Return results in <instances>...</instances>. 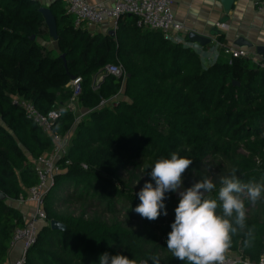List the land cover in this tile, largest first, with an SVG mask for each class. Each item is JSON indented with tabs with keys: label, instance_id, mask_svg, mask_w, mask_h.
<instances>
[{
	"label": "trees",
	"instance_id": "trees-1",
	"mask_svg": "<svg viewBox=\"0 0 264 264\" xmlns=\"http://www.w3.org/2000/svg\"><path fill=\"white\" fill-rule=\"evenodd\" d=\"M39 8L36 0H0V264L24 222L7 200L36 182L33 161L51 146L11 103L13 96L42 113L60 109L54 130L70 134V164L43 198L47 219L65 229L43 225L23 264H99L105 252L137 264H153V256L159 264H184L166 244L180 198L166 193L165 209L149 221L135 212L140 201L132 188L142 189L155 161L171 153L193 161L182 176L184 188L211 179L218 189L219 177L233 169L242 183L264 184V68L222 52L205 65L187 36L175 42L139 28L135 15L121 16L114 35L91 34L75 28L57 1L49 5L51 35ZM117 62L125 79L105 74L93 89V75ZM71 75L81 78L76 100L88 111L74 126L66 103ZM245 208L253 237L238 229L225 256L239 252L257 261L264 253V193L256 204L245 199Z\"/></svg>",
	"mask_w": 264,
	"mask_h": 264
},
{
	"label": "clouds",
	"instance_id": "clouds-1",
	"mask_svg": "<svg viewBox=\"0 0 264 264\" xmlns=\"http://www.w3.org/2000/svg\"><path fill=\"white\" fill-rule=\"evenodd\" d=\"M191 159L171 153L170 158H160L148 173L150 181L145 182L136 194L139 205L135 212L149 221L156 220L165 209L166 193L179 192V203L175 208V219L167 237V250L184 264H225V253L231 247L232 236L238 229H247V236L253 237L254 228L246 224L245 199L256 204L262 199L264 184L242 183L236 170L219 177V187L211 179L194 182L184 188L182 176ZM154 182V184H153ZM216 190L217 197L211 193ZM163 214L166 216L167 211ZM153 264H159L153 256ZM99 264H137L134 259L116 254L103 253ZM140 264H148L143 260Z\"/></svg>",
	"mask_w": 264,
	"mask_h": 264
},
{
	"label": "built area",
	"instance_id": "built-area-1",
	"mask_svg": "<svg viewBox=\"0 0 264 264\" xmlns=\"http://www.w3.org/2000/svg\"><path fill=\"white\" fill-rule=\"evenodd\" d=\"M65 12L73 18V26L81 28L95 27L104 21H109L111 29L115 30L118 20L123 15H135L136 25L139 28L160 31L165 38L175 42L183 41L184 36L190 29L175 18L173 4L175 0H115L111 6L100 3L90 4L86 0H62ZM256 9L264 11V0L256 2ZM218 28L226 27L223 23L217 24ZM210 49V55L218 56L220 52L227 54L230 58L250 57V52L244 48L233 45H224L214 39ZM264 68V60L259 62ZM113 75L116 78H125L126 71L121 62L104 65L97 73L101 79L102 75ZM81 78L75 76L69 80L70 98L76 100L81 90ZM98 83L92 82L95 89ZM11 103L17 106L22 113L40 131L46 134L50 140V148L33 161V170L36 175V182L26 189L24 198L33 204L29 217L24 220L21 226L16 227L11 236L10 245L20 246V255L14 264H23L26 250L35 242L38 230L49 221L43 208V198L47 190L53 184L55 176L62 171L63 165H69L70 160L66 158L68 135H61L54 130V122L58 117L60 109H51L46 113L38 111L33 104L20 96H13ZM103 104V101L100 102ZM62 160V161H60ZM83 169L85 164H81ZM23 198L20 196L18 199ZM225 264H264V253L257 261H252L239 252H229L225 256Z\"/></svg>",
	"mask_w": 264,
	"mask_h": 264
},
{
	"label": "crops",
	"instance_id": "crops-1",
	"mask_svg": "<svg viewBox=\"0 0 264 264\" xmlns=\"http://www.w3.org/2000/svg\"><path fill=\"white\" fill-rule=\"evenodd\" d=\"M40 7H48L53 1L59 3V7L64 9L62 0H36ZM90 4L100 3L105 6H111L115 0H86ZM222 0H175L173 4V12L177 21L187 26L190 31L196 32L211 38L208 48L204 49L198 44L191 43L192 47L199 53L205 65H209L218 58L211 56L210 49L214 44V39L224 45H233L248 50L250 59L259 63L262 56L257 54L255 46H264V11L256 9L257 0H234L231 9L225 10ZM65 10V9H64ZM223 23L224 28H218L217 24ZM91 34L114 35L115 30L111 29L110 22L104 21L95 27H86L82 25L80 28ZM189 31V32H190ZM218 32V33H216ZM188 34V33H187ZM187 34L185 36H187ZM220 35V39H217ZM184 36V37H185ZM244 41V42H242ZM246 43H251L249 47ZM221 53V52H220ZM219 53V55H220ZM93 82L99 83L101 80L97 73L93 75ZM69 85V83H68ZM67 107L73 114V121H79L88 111L83 108L77 100L67 101ZM26 189L23 191V198L11 200L9 203L17 208L23 219L26 220L33 208V204L24 198ZM20 246L18 244L10 245L6 258L1 264H14L20 255Z\"/></svg>",
	"mask_w": 264,
	"mask_h": 264
},
{
	"label": "water",
	"instance_id": "water-1",
	"mask_svg": "<svg viewBox=\"0 0 264 264\" xmlns=\"http://www.w3.org/2000/svg\"><path fill=\"white\" fill-rule=\"evenodd\" d=\"M257 1H262V0H257ZM234 0H222V5L224 7L225 10H230L232 7ZM39 12L41 13L43 20L49 30V33L51 35H54V31H55V20H54V16L51 13L50 9L48 7H40L39 8ZM218 33V32H216ZM187 38L189 40L190 43H195L198 44L201 47H205L207 46L210 41L211 38L204 36V35H200L196 32L190 31L187 34ZM244 42V41H242ZM249 47H252L251 43H246ZM255 51L257 54L262 56V59L264 60V46H255ZM75 76H70V80H72ZM234 84H237L236 82H234ZM183 189H178L177 192L175 193V197L176 198H180L179 196V192L182 191ZM0 199H5V195L0 193ZM48 226L50 227V229H55V230H64L65 227L64 225H62L61 223L55 221V220H50ZM263 242H264V237H263Z\"/></svg>",
	"mask_w": 264,
	"mask_h": 264
},
{
	"label": "rangeland",
	"instance_id": "rangeland-1",
	"mask_svg": "<svg viewBox=\"0 0 264 264\" xmlns=\"http://www.w3.org/2000/svg\"><path fill=\"white\" fill-rule=\"evenodd\" d=\"M125 78H122V80H124ZM96 84V83H95ZM122 96V92L119 94V95H117V96H114L113 97V100H116V99H118V98H120ZM75 125V122L73 121V123H72V126H74ZM70 137V134H69V136H68V138ZM69 141V140H68ZM132 190L134 191V193H138L141 189H140V187L138 186V185H134V187L132 188ZM7 202H10L9 200H7ZM69 208H70V210L71 211H74V213H77V211L79 210V205H78V203H73L72 205H70L69 206ZM94 209H90L89 210V212H91V211H93Z\"/></svg>",
	"mask_w": 264,
	"mask_h": 264
}]
</instances>
